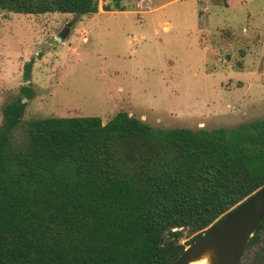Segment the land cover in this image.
I'll return each instance as SVG.
<instances>
[{
  "label": "trees",
  "instance_id": "16d2710c",
  "mask_svg": "<svg viewBox=\"0 0 264 264\" xmlns=\"http://www.w3.org/2000/svg\"><path fill=\"white\" fill-rule=\"evenodd\" d=\"M0 12L85 16L99 1L0 0ZM20 90L2 108L0 264H169L264 186V118L191 130L155 129L125 109L105 123L47 117L28 121L14 149L33 96ZM263 227L264 219L246 249Z\"/></svg>",
  "mask_w": 264,
  "mask_h": 264
},
{
  "label": "rangeland",
  "instance_id": "374dc122",
  "mask_svg": "<svg viewBox=\"0 0 264 264\" xmlns=\"http://www.w3.org/2000/svg\"><path fill=\"white\" fill-rule=\"evenodd\" d=\"M98 1L85 16L0 12V126L21 87L33 92L12 148L24 145L28 121L47 117L105 123L125 109L155 129L191 130L264 118V0H119L124 11ZM252 251L264 264V242L239 264Z\"/></svg>",
  "mask_w": 264,
  "mask_h": 264
},
{
  "label": "water",
  "instance_id": "95a60500",
  "mask_svg": "<svg viewBox=\"0 0 264 264\" xmlns=\"http://www.w3.org/2000/svg\"><path fill=\"white\" fill-rule=\"evenodd\" d=\"M68 28L56 36L62 41ZM264 219V186L184 246L169 264H189L201 258L207 264H239L257 226Z\"/></svg>",
  "mask_w": 264,
  "mask_h": 264
},
{
  "label": "flooded vegetation",
  "instance_id": "af4514ba",
  "mask_svg": "<svg viewBox=\"0 0 264 264\" xmlns=\"http://www.w3.org/2000/svg\"><path fill=\"white\" fill-rule=\"evenodd\" d=\"M263 231H264V229H261V230H260V233L263 232ZM260 233L257 235L255 243H253V244H252L251 246H249L248 248H250V247H254V248L256 249V251H257L258 246L261 244V242H264V234H261V235H260ZM259 235H260V236H259ZM248 248H247V249H248ZM245 250H246V249H245ZM251 255H252L253 257H250V262H249V264H256V263H257V260H256L257 253H256V252L253 253V251H252Z\"/></svg>",
  "mask_w": 264,
  "mask_h": 264
},
{
  "label": "crops",
  "instance_id": "0c3cea01",
  "mask_svg": "<svg viewBox=\"0 0 264 264\" xmlns=\"http://www.w3.org/2000/svg\"><path fill=\"white\" fill-rule=\"evenodd\" d=\"M150 1V0H149ZM243 0H227L228 7L242 6Z\"/></svg>",
  "mask_w": 264,
  "mask_h": 264
},
{
  "label": "bare ground",
  "instance_id": "6f19581e",
  "mask_svg": "<svg viewBox=\"0 0 264 264\" xmlns=\"http://www.w3.org/2000/svg\"><path fill=\"white\" fill-rule=\"evenodd\" d=\"M189 264H207V259H205V258H201V259H199V260H196V261L190 262Z\"/></svg>",
  "mask_w": 264,
  "mask_h": 264
},
{
  "label": "built area",
  "instance_id": "2783aa9c",
  "mask_svg": "<svg viewBox=\"0 0 264 264\" xmlns=\"http://www.w3.org/2000/svg\"><path fill=\"white\" fill-rule=\"evenodd\" d=\"M147 6H148V4H147Z\"/></svg>",
  "mask_w": 264,
  "mask_h": 264
}]
</instances>
